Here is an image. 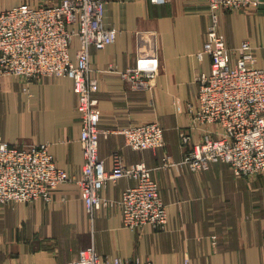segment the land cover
<instances>
[{"label":"crops","instance_id":"1","mask_svg":"<svg viewBox=\"0 0 264 264\" xmlns=\"http://www.w3.org/2000/svg\"><path fill=\"white\" fill-rule=\"evenodd\" d=\"M61 1L0 0V12L24 2ZM104 22L118 34L105 48L91 49L93 75L99 80L100 129L111 131L102 134L99 154L108 168L117 149L128 164L144 161L160 185L169 221L163 229L151 224L131 229L118 207L103 208L91 219L78 186L63 182L51 202L0 204V264H64L91 245L101 255L155 264H264V174L238 177L221 161L199 172L178 164L185 154L181 130L190 131L193 140L204 132L188 106L196 101L197 77L211 70V57H198L207 38V2L107 0ZM220 30L232 50L250 40L256 65L264 67V0L255 8L222 11ZM77 45L75 39L73 58ZM153 54L160 62L153 86L134 88L122 72ZM77 105L69 76L25 81L0 73V142L22 147L48 142L57 165L80 174L84 158ZM156 120L166 141L157 149H133L119 132ZM166 156L177 164L165 166ZM133 183L125 177L109 181L102 193L117 199Z\"/></svg>","mask_w":264,"mask_h":264},{"label":"built area","instance_id":"2","mask_svg":"<svg viewBox=\"0 0 264 264\" xmlns=\"http://www.w3.org/2000/svg\"><path fill=\"white\" fill-rule=\"evenodd\" d=\"M164 4L169 0H150ZM209 6L207 38L198 57H211V70L197 77L196 101L188 110L197 125L204 126L200 139L193 140L181 130L185 148L183 160L191 171L199 172L216 162L229 165L235 176L264 174V67L256 65L255 47L244 40L232 50L220 30L224 10L255 8L260 0H205ZM107 0H62L59 3L32 6L27 2L0 12V73L31 81L42 76H69L73 79L81 117L80 142L83 164L80 174H70L57 165L44 142L22 147L0 142V204L53 201L54 190L63 182H74L91 219L103 208L118 207L124 225L131 229L151 224L157 229L169 221L158 181L144 162L128 164L121 149L111 154L108 168L99 154L100 138L111 131L100 129L101 110L95 94L99 80L93 75L91 49H103L115 42L116 27L104 22ZM78 40L75 57L71 50ZM156 54L141 57L122 72L134 88L153 86L159 71ZM26 89V88H25ZM212 125L213 127H209ZM207 126V127H206ZM133 149H157L166 144L165 129L159 121L131 124L119 131ZM170 156L164 165L172 166ZM129 178L121 197L102 193L109 181ZM64 264H155L139 257L101 255L94 245L82 248L79 256Z\"/></svg>","mask_w":264,"mask_h":264},{"label":"rangeland","instance_id":"3","mask_svg":"<svg viewBox=\"0 0 264 264\" xmlns=\"http://www.w3.org/2000/svg\"><path fill=\"white\" fill-rule=\"evenodd\" d=\"M228 11H231V10H228ZM139 230H140V228H138ZM141 229H143V228H141ZM132 258V257H131ZM142 259V258H141ZM143 260H146V259H143ZM147 260H149V259H147ZM152 261V260H151Z\"/></svg>","mask_w":264,"mask_h":264}]
</instances>
